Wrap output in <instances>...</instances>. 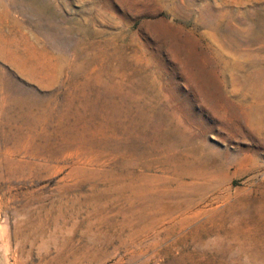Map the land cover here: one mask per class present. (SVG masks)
<instances>
[{"label": "rangeland", "instance_id": "374dc122", "mask_svg": "<svg viewBox=\"0 0 264 264\" xmlns=\"http://www.w3.org/2000/svg\"><path fill=\"white\" fill-rule=\"evenodd\" d=\"M6 149L0 264H264V0H0Z\"/></svg>", "mask_w": 264, "mask_h": 264}, {"label": "bare ground", "instance_id": "6f19581e", "mask_svg": "<svg viewBox=\"0 0 264 264\" xmlns=\"http://www.w3.org/2000/svg\"><path fill=\"white\" fill-rule=\"evenodd\" d=\"M20 102V101H19ZM23 103V101H22ZM21 103V104H22ZM18 104V103H17ZM20 104V107L23 105ZM15 105V104H14ZM19 107V104L18 105H15L14 109H11V110H4V109H1V112L2 114H6L8 115V117L6 116L7 120H8V123H14L16 122L19 117H20V114L22 113L21 109ZM12 153L9 149H6L5 151L3 152H0V158H4V162H5V165L7 168V170L9 171V173H11L13 170H16V168H18L19 166V163L18 161L14 160L13 157H12ZM12 157V158H10ZM2 160V159H1ZM187 164V163H186ZM149 182V181H148ZM151 185V184H150ZM206 186V185H205ZM129 187V186H128ZM198 187V186H197ZM119 188V187H118ZM196 188V184L195 183H191V184H186L184 186V189L182 188V191L184 190H189V191H193L195 190ZM210 188V186H209ZM154 189V188H153ZM152 189V190H153ZM208 188L205 187L204 190L206 191ZM144 190V189H143ZM165 190V189H163ZM180 191V190H179ZM201 191V190H200ZM203 191V190H202ZM151 192V191H150ZM166 192V191H165ZM186 192V191H185ZM145 193V192H144ZM168 194V193H167ZM140 196H137V200L136 201H131V200H126L125 202V205L123 207V216L125 217L126 219V225L128 226H136L138 227V230L137 232L139 233V236L141 237L140 239V243H145L146 242V238H147V234H149L150 232H152L154 230V228H158L159 225H163V221L165 220L164 216H161V218H152L153 216V213H156L159 211V208H160V203L157 202V200H150V199H143V198H139ZM167 203V202H166ZM182 203V202H181ZM175 204V203H174ZM167 205V204H166ZM165 205V206H166ZM145 206V207H144ZM177 206V204H176ZM174 207V208H177V207ZM180 206V205H179ZM168 208V207H167ZM187 208V207H186ZM165 209V208H164ZM173 210V209H172ZM175 210V209H174ZM162 211V209H161ZM167 211V209H166ZM165 211V212H166ZM200 211V210H199ZM172 212V211H171ZM170 212V213H171ZM193 212V211H192ZM169 213V214H170ZM179 213V212H178ZM160 214V213H159ZM163 214H164V211H163ZM168 214V215H169ZM177 214V213H176ZM174 214V215H176ZM167 215V216H168ZM178 216H183V217H178L180 218L178 222H174L176 220V218H173L171 219L170 223H173L174 226L176 225H181L185 218H189V217H186L184 214H177ZM194 215V214H193ZM152 216V217H151ZM166 216V215H165ZM173 215H171L172 217ZM189 216V215H188ZM191 216V214H190ZM167 220V219H166ZM223 223L224 222V219L222 220ZM223 223L221 225H223ZM156 243V241H155ZM122 244V243H121Z\"/></svg>", "mask_w": 264, "mask_h": 264}]
</instances>
